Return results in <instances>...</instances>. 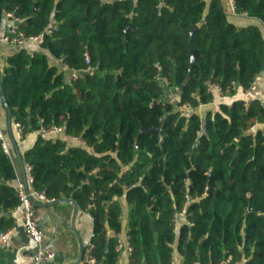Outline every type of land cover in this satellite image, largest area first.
<instances>
[{
    "label": "trees",
    "instance_id": "trees-1",
    "mask_svg": "<svg viewBox=\"0 0 264 264\" xmlns=\"http://www.w3.org/2000/svg\"><path fill=\"white\" fill-rule=\"evenodd\" d=\"M232 7L254 22H233L221 0H0L24 34L51 29L38 50L9 47L1 87L32 189L89 211L96 264H116V237L106 232L124 227L128 264H170L174 248L180 264H219L228 256L264 264V105L238 99L198 113L212 98L206 80L233 93L264 69V0H233ZM193 26L191 63L185 31ZM49 55L69 69H95L72 80ZM183 102L190 108L180 113ZM162 116L161 130L141 129ZM39 119L63 133H36ZM15 122L34 134L24 146ZM0 125L6 132L2 118ZM5 134L0 231L16 224L11 211L21 206ZM188 197L189 223L175 230L173 214Z\"/></svg>",
    "mask_w": 264,
    "mask_h": 264
},
{
    "label": "crops",
    "instance_id": "crops-1",
    "mask_svg": "<svg viewBox=\"0 0 264 264\" xmlns=\"http://www.w3.org/2000/svg\"><path fill=\"white\" fill-rule=\"evenodd\" d=\"M209 1V0H208ZM222 5L226 14L231 17V20L236 24L246 25L248 23L254 22L251 17L236 14L233 11L232 4L230 0H221ZM1 14L0 18V31L2 33L5 32L6 24L8 20ZM28 50H38L34 45L23 44ZM0 69L3 65L4 57L9 53L11 46H7L4 44H0ZM49 62L51 64L55 63L59 66H62L61 69H68L64 63L58 59H54L49 55ZM68 77L70 74V70H68ZM255 85L253 90L247 91V88L242 90L237 87L233 93H218L215 92L213 96H211V100L198 107V113L203 117L205 112L214 109L221 102H226L227 104H231L232 101L242 99L244 103H248L252 99H257L262 105H264V69L259 72L255 78V81L252 83ZM172 97V94L169 93ZM3 108L1 105V97H0V118H2L5 130V116L2 117ZM4 114V113H3ZM264 126V121L261 124ZM2 131L5 133L3 128ZM17 133V132H16ZM36 133H38L36 131ZM14 134V131H13ZM39 134V133H38ZM8 135V134H7ZM15 137V135H14ZM9 138V137H8ZM17 138L20 141V144L24 146L26 143L31 142L34 138V134L32 131H29L28 134L24 138H20L17 134ZM16 139V138H15ZM6 141V139H5ZM10 141V140H9ZM11 143V142H10ZM7 144V143H6ZM20 149V148H19ZM8 152V151H7ZM21 152V149H20ZM18 164V163H17ZM25 164V163H24ZM25 167V166H24ZM18 183H22L24 188L25 184L22 179L20 169L18 166ZM26 180L28 190H31V176L28 171H26ZM69 199V198H67ZM72 199V198H71ZM63 200V199H61ZM73 200V199H72ZM74 201V200H73ZM120 206L122 209L121 220L125 225L127 214L129 211V205L122 198L119 199ZM51 202V203H50ZM50 202H34L35 207L37 209V213L39 216V225L44 231L43 238V246L45 248H49L53 252V257L42 262L41 264H84L81 260L82 255L80 256V248H83L90 242L92 236V227L93 221L92 216L87 209H80L76 204V213L73 218V206L69 202L66 201H50ZM12 216L14 217L17 225L21 221L22 208L21 206L11 211ZM187 219L185 215H178L176 221L175 230H177L180 225L186 223ZM120 233H126L127 230L124 227L123 231ZM34 243L28 238L25 233H20L18 228L11 232L8 236L7 240L0 246V264H33L32 261L26 257V254L33 251ZM129 253L125 249L121 250L117 253L116 264H128ZM172 258L175 264H180V257L177 252L173 251Z\"/></svg>",
    "mask_w": 264,
    "mask_h": 264
},
{
    "label": "built area",
    "instance_id": "built-area-1",
    "mask_svg": "<svg viewBox=\"0 0 264 264\" xmlns=\"http://www.w3.org/2000/svg\"><path fill=\"white\" fill-rule=\"evenodd\" d=\"M231 4H233V0H230ZM233 8V7H232ZM1 14L8 20V23L5 27V32L0 34V43L15 47L20 46L23 44H29L34 45L37 49L41 48V43L43 41L44 34H48L51 32L50 28H46L43 31H40L39 33L35 35H26L19 27L20 18L15 15L11 11L4 10L1 12ZM28 53L31 52V50H27ZM85 61L88 62V55L87 53L84 54ZM61 60V59H60ZM63 63V62H62ZM64 65L67 67V65L64 63ZM68 68V67H67ZM69 69V68H68ZM95 67L87 66L82 69H69L70 74L69 78L76 79L80 76L83 72H89L92 73ZM206 86L207 92L213 96L215 92H218L219 94L222 93V89L219 84L212 82L210 80H206L204 82ZM255 88L254 84H251L247 91L253 90ZM190 108L189 102H183L177 106V111L180 113L186 112ZM15 130L20 138H24L29 131H25L23 129V125L19 122H15ZM39 134L43 136H53L60 133H63V127L61 125L56 124H49L44 125L42 119H39V126L36 130ZM71 139L73 141H76L78 143L83 144L84 141L82 138L78 136H72ZM0 142L4 150L7 152L8 147L4 138V133L2 131V127L0 125ZM26 171L30 172L31 166L29 164H24ZM18 189V196L21 202V208H22V215H21V221L17 224L12 226L11 228H8L4 231H0V246L7 240L8 236L11 234L12 231L18 228L19 226L23 228L24 233L30 238L34 243L33 251L26 254V257L29 258L33 264H41L42 262L50 259L53 257V252L49 248H45L43 246V238H44V231L39 225V216L37 213V209L35 207L34 202H50L52 199H48L42 191L38 190H26L22 183H18L17 185ZM189 200V197L187 198V201L183 205L180 211L173 214V225L174 228L176 227V221L178 218V215L182 214L186 216V204ZM93 206V203L89 204V207ZM186 223H189L187 220ZM107 234L115 235L116 241L114 245V250L119 253L121 250L125 249L127 253H131L132 248L129 244L128 235L126 233H115L113 230H108L106 232ZM93 244L89 242L84 248L82 252V262L84 264H96V259L92 253ZM246 259H240V260H232L229 256L223 259L219 264H245ZM170 264H175L174 260L170 262Z\"/></svg>",
    "mask_w": 264,
    "mask_h": 264
},
{
    "label": "water",
    "instance_id": "water-1",
    "mask_svg": "<svg viewBox=\"0 0 264 264\" xmlns=\"http://www.w3.org/2000/svg\"><path fill=\"white\" fill-rule=\"evenodd\" d=\"M37 8V2L34 3V10H36ZM0 18H1V11H0ZM131 24H129L130 26ZM196 29V26H193L192 28H190L189 30H186L185 33L189 35V45H190V56H191V63L193 62V32L194 30ZM190 76V70H188L187 72V75H186V79H188ZM0 97H1V101L3 103V105L5 106V124H6V131H7V134H8V137H9V140L11 142V145L13 147V150L15 152V156H16V160H17V163H18V166H19V169H20V173H21V176H22V179L24 181V184H25V189L28 191V186H27V180H26V173H25V167H24V161H23V158H22V154L20 152V149H19V146L17 144V141L14 137V134H13V130H12V125H11V115H10V109L9 107L6 105V101H5V98H4V94H3V91H2V87H1V81H0ZM156 101L153 100L151 105L154 104ZM166 115V114H165ZM165 116H162L159 120V124L153 128H149V129H145L143 126L141 127L142 130H146L148 132H151L152 130H161V123L163 121ZM209 192V188L206 190V193ZM58 201H66V202H69L70 204H72L73 206V218H74V215L76 213V204L75 202L69 198V199H63V200H58ZM51 203V202H50ZM18 230L20 231V233H24V230L22 227H18ZM80 256L82 255V247L80 248ZM144 264V263H142Z\"/></svg>",
    "mask_w": 264,
    "mask_h": 264
},
{
    "label": "rangeland",
    "instance_id": "rangeland-1",
    "mask_svg": "<svg viewBox=\"0 0 264 264\" xmlns=\"http://www.w3.org/2000/svg\"><path fill=\"white\" fill-rule=\"evenodd\" d=\"M173 90H170V88L168 89V93L169 92H172ZM172 94V93H171ZM3 113H4V111H3ZM3 113H1L2 114V117L4 116V114Z\"/></svg>",
    "mask_w": 264,
    "mask_h": 264
}]
</instances>
